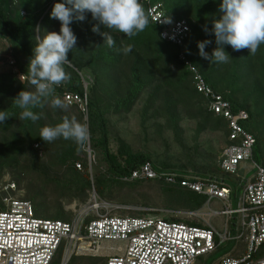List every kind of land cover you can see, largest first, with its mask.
Returning <instances> with one entry per match:
<instances>
[{
	"label": "trees",
	"instance_id": "obj_1",
	"mask_svg": "<svg viewBox=\"0 0 264 264\" xmlns=\"http://www.w3.org/2000/svg\"><path fill=\"white\" fill-rule=\"evenodd\" d=\"M153 1L163 2L168 14L173 19H187L190 22L192 30L189 39L186 41V52L192 59V63L199 67L198 64H201L204 59L199 55L197 42L211 39L212 44L205 49L209 54L216 47L215 37L206 35L202 29L205 25L210 28L213 19H219L218 9L221 0ZM56 2L58 0H0V49L7 47L10 55L4 59L12 58L14 61L12 67L17 69V71H13L10 68L8 71L0 72V110H7L10 116L4 124H0V178L7 167L19 169L20 157L27 154L29 147L37 151L36 157L39 150L36 148L42 146L48 148L49 143L46 144L38 137L39 130L45 125L54 126L61 123L64 118L71 119L64 113L66 108L68 111L74 110L79 119L87 117L89 146H92L93 153L99 152L107 164V170L95 182L99 194L102 193L103 179L110 182L125 183L126 181L123 180L125 177L130 176L133 171L148 161L161 169L182 171L155 164L151 160L150 153L134 151L124 141H122L117 153L110 148L107 115L109 113H129L142 94L147 91L149 97L146 101L147 105L145 104L146 107L144 106V113L153 109V113L167 119L171 128L179 134L178 124L181 112L178 110L182 108L190 118L198 119L199 132L222 130L228 142V121L215 115L207 106L201 105L206 100L197 91L191 71L179 59L180 48L162 38L161 27L151 22L146 4L142 0V6L149 19L148 27L131 39L125 37L123 33L112 32L115 45L111 49L103 45L104 38L100 34L92 32V27L97 22L92 20L90 13L87 14L84 22H73L71 25L77 36L76 49L68 54L71 66H65L69 79L55 89V96L63 100L65 91L84 95L85 88L82 79L84 75L81 71L86 64L99 70L102 68L101 65L109 64L110 72L113 70L112 74H106L107 80L101 71H96L95 81L93 84L89 82L87 114L77 106H68L66 103L65 109H53L50 106V97L49 102L45 103L43 108L33 109L34 112L41 115L37 122L20 121L18 117L21 110L12 104V99L21 90H32L26 70L36 43L35 36L38 34L35 29L37 27L41 31L45 28L58 31L60 29L59 21L50 19L51 9ZM100 31H107V29L101 26ZM128 45L132 46V51L125 55L122 49ZM225 51L230 55L227 63L211 64L207 70H202L200 67L199 69L213 89L228 99L235 109H244L249 113V119L243 122V125L256 138L254 158L257 161H264V44L258 48L255 54H249L247 49L234 52L230 46H225ZM127 64L129 66L128 71L126 73L120 71L122 68H126ZM220 68L225 69V71L218 73ZM119 71L120 75L117 73ZM20 74L27 76L26 81H21ZM121 76H126L125 79L128 81L123 88L119 87V82L116 79H121ZM252 76L257 77V85H252L253 87L249 88L248 82ZM157 77L159 80L155 83ZM102 85L109 86L106 88V98L100 94V89H104ZM47 111L59 113L58 122L47 123L45 121ZM65 141L64 147L58 150L54 166H65L71 174L78 171L77 163L88 168L87 155L83 153L84 144L77 145L71 140ZM36 145L37 147H35ZM87 178L85 181H79L76 177L72 183L62 184V192H85L87 188L91 187V181L89 177ZM132 181L140 182L141 180ZM160 182L165 185V193L173 206H184L190 210H198L207 201V197L202 194L178 185ZM33 206L37 216L46 217L38 214L42 203ZM63 213L62 210H59L55 215L47 216L49 217L47 219L69 221L63 217ZM168 219L192 225H203L200 222L179 217H168ZM222 246L220 245L215 252L208 255L214 256L211 264H214L220 256L231 251L227 249L218 256L217 253L224 248ZM51 264H61L60 253L57 254ZM68 264L108 263L105 257L75 255Z\"/></svg>",
	"mask_w": 264,
	"mask_h": 264
},
{
	"label": "built area",
	"instance_id": "obj_2",
	"mask_svg": "<svg viewBox=\"0 0 264 264\" xmlns=\"http://www.w3.org/2000/svg\"><path fill=\"white\" fill-rule=\"evenodd\" d=\"M142 2L151 22L161 27L162 38L180 48L179 59L191 71L194 85L208 109L228 121V144L219 159L220 170L231 176H237L240 169L246 170L237 206L231 196L232 185L223 177L170 171L148 161L125 179L178 185L206 196V207L219 201L223 208L212 213L227 217L225 232H219L210 223L198 226L164 217L99 210L96 214L82 211L69 221L47 219L37 216L30 200L0 195V264H51L59 253L61 264H68L75 255L105 257L108 264H194L197 258L212 254L220 245L238 240L245 242V252L234 254L231 250L214 264H264V254H260L264 246V161L254 158L256 138L243 125L249 113L235 109L217 93L188 58L184 48L192 30L190 22L173 19L161 1ZM11 64L14 65L13 59ZM26 79V75L21 77L23 82ZM82 79L84 95L65 91L63 100L87 114L89 81L84 76ZM15 187V183H8L3 191H13ZM103 242H118L119 246L115 253H106Z\"/></svg>",
	"mask_w": 264,
	"mask_h": 264
},
{
	"label": "rangeland",
	"instance_id": "obj_3",
	"mask_svg": "<svg viewBox=\"0 0 264 264\" xmlns=\"http://www.w3.org/2000/svg\"><path fill=\"white\" fill-rule=\"evenodd\" d=\"M53 31L59 32L58 30L45 28L41 33ZM6 48L0 49V72L8 71L10 68L13 71L15 70L11 64L12 58L4 59V57L10 55V51ZM186 49L187 44L184 48L185 52ZM198 65L202 70H207L211 67V63L205 59ZM101 67L99 70L86 64L81 73L89 80L90 84H93L96 71H101L105 79L106 74L110 75L113 73V70L110 72L109 64L101 65ZM128 68L127 64L126 68H122L120 71L126 73ZM120 71L117 73L119 74ZM223 71L225 69L220 68L218 73ZM125 77H122L123 79L116 78L120 88H123L128 83ZM256 78L255 76L249 78V88L257 85ZM158 80L157 77L155 83ZM102 86H104V89H100V94L106 98V88L109 86ZM148 95V91L144 92L129 113H109L107 115L111 150L117 153L122 141H124L134 151L150 153L151 160L164 168L223 177L232 185L231 196L234 206H237L238 196L242 193L241 185L245 178L246 169H240L237 176H231L224 174L218 167L222 152L228 144L224 132L222 130L215 132L204 130L199 132L198 119L190 118L180 108L178 110L181 112L178 124L180 131L178 134L171 128L167 119L153 113V109L148 113H144ZM201 105L206 107V102H202ZM64 113L71 119L75 118L78 122L88 127L87 117L79 119L74 110L68 111L67 108ZM58 115L59 113L47 111L45 121L47 123L58 122ZM96 134L98 135V133ZM65 144L66 141L60 138L49 143L48 148L44 146L36 148L39 149L37 157V151L29 147L27 154L20 157L19 169L7 167L4 170L0 178V195L27 199L33 205L42 203L38 214L46 216L43 218H49L47 216L55 215L59 210H62L64 212L63 217L67 220H72L82 211L88 210L91 214H96L97 210H99L118 215L179 217L202 224L210 223L219 232H225L227 217L224 215L214 216L212 213V211H221L223 208L222 203L215 200L212 202V206L206 207L204 205L198 210H190L184 206H173L165 193V185L158 180L145 179L140 182H133L132 180L123 179L126 181L125 183H117L103 179L102 193L99 194L96 190L95 182L107 170V164L102 159L101 154L99 152L93 153L92 146H89L90 141L88 138L87 143L83 145V153L87 155L88 168L77 163L78 171L71 174L65 166H54L58 150L63 148ZM86 176L91 181V187L87 188L85 192H62V184H70L76 177L79 181H85L88 179ZM8 183L16 184L13 191H3V187L7 186ZM103 245L106 253L113 254L119 243L103 242ZM245 246L246 244L243 240L230 241L222 246L224 248L217 255L219 256L222 251L227 249L234 250L235 254H243ZM108 247H114V250L107 249ZM260 254H264V246L260 250ZM213 258L214 256H201L196 259L194 264H211Z\"/></svg>",
	"mask_w": 264,
	"mask_h": 264
},
{
	"label": "clouds",
	"instance_id": "obj_4",
	"mask_svg": "<svg viewBox=\"0 0 264 264\" xmlns=\"http://www.w3.org/2000/svg\"><path fill=\"white\" fill-rule=\"evenodd\" d=\"M218 11L219 19H213L210 28L205 25L202 29L206 35L215 37L216 47L209 54L205 49L213 41H198L199 55L211 64H224L230 58L225 46H230L234 52L247 49L249 54H255L264 44V0H221ZM89 13L97 22L92 32L100 34L104 38L103 45L110 49L115 45L112 32L123 33L131 39L149 25L141 0H58L51 9L50 19L59 21V32L41 33L39 27L35 29L38 34L26 70L32 90H21L12 99V104L21 110L20 121L37 122L41 115L33 109L43 108L50 97L53 109L67 107L55 96V89L69 79L65 66H71L68 54L77 44L71 25L84 22ZM101 26L107 31L101 32ZM122 51L126 55L132 51V46L123 47ZM8 118L7 110H0V124ZM38 137L46 144L62 138L83 145L89 138V130L75 118H64L54 126L40 128Z\"/></svg>",
	"mask_w": 264,
	"mask_h": 264
}]
</instances>
